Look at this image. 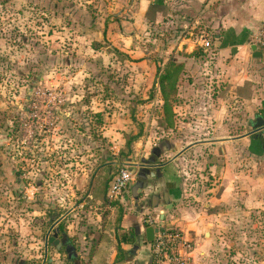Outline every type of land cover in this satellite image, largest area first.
Returning <instances> with one entry per match:
<instances>
[{
	"label": "rangeland",
	"instance_id": "374dc122",
	"mask_svg": "<svg viewBox=\"0 0 264 264\" xmlns=\"http://www.w3.org/2000/svg\"><path fill=\"white\" fill-rule=\"evenodd\" d=\"M113 2L0 0V264H46L48 245L56 248L45 245L48 227L78 201H66L67 183L74 188L76 177L68 178L65 171L91 169L94 158L108 152L112 143L102 135L108 123L115 121L116 141L123 144L115 142L118 160L131 153L125 144L134 136L149 146L165 138L192 141V131L182 125L192 118L175 113L173 125L166 126L154 96V65L172 59L174 51L166 45L175 38L171 33L166 43L150 32L134 37L131 53L111 47L103 32L117 8ZM146 56L151 64L140 61ZM55 112L69 120L68 134L61 138L60 113ZM92 112H100V118ZM241 160L245 168L249 163L247 169L259 167L264 177V158L255 160L258 165L247 156ZM196 163L188 157L182 163V189L190 192L209 179L204 163L198 170ZM262 194L261 206L244 214L229 205V214L220 216L225 211L214 206L219 221L209 249L212 262L264 264Z\"/></svg>",
	"mask_w": 264,
	"mask_h": 264
},
{
	"label": "crops",
	"instance_id": "0c3cea01",
	"mask_svg": "<svg viewBox=\"0 0 264 264\" xmlns=\"http://www.w3.org/2000/svg\"><path fill=\"white\" fill-rule=\"evenodd\" d=\"M114 2L117 8L103 32L111 47L131 53L134 37L150 32L163 36L166 43L171 42V33L175 38L166 50L171 47L172 60L181 63L183 69L173 111L192 118L182 123L192 131V141L182 143L181 138H165L149 146L148 142L136 139L130 145L131 153L118 160L116 144H123L116 141L119 131L115 121L102 128L103 137L112 143L108 152L100 154V159L94 158L91 169L76 173L70 166L65 171L68 178L76 177L74 188L67 183L70 198L66 201H78L70 202L48 227L57 232L62 245L59 249L48 245L44 253L46 264H151L150 245L144 233L146 216H158L164 226L182 231L192 244L188 264H215L209 256L219 221L214 206L220 205L225 211L232 205L244 214L262 203L264 177L255 165L247 169V163L245 168L241 158L247 156L257 165L255 160L264 158V129L247 133L256 116L264 118V54L257 42V34L264 28V0ZM123 14L128 19L126 24ZM259 50L261 55L257 56ZM170 58L161 66L154 65V96L161 105L156 75ZM150 60L146 56L140 61L151 64ZM160 106L158 114L162 118ZM56 113H60L62 126L56 131L61 138L68 134L65 124L69 120L64 119L62 112ZM92 113L101 116L100 112ZM37 142L43 143L40 139ZM58 142L67 147L66 141ZM187 157L192 158L193 164L198 162L197 170L204 163L203 171L209 178L191 192L182 189L180 178ZM143 162L149 164L142 167L147 172L145 186L137 190L136 181L141 179L138 164ZM123 165L134 169L135 176L127 191L108 203L106 194L111 179ZM228 214L225 211L219 215ZM225 227L229 229L230 223Z\"/></svg>",
	"mask_w": 264,
	"mask_h": 264
},
{
	"label": "built area",
	"instance_id": "2783aa9c",
	"mask_svg": "<svg viewBox=\"0 0 264 264\" xmlns=\"http://www.w3.org/2000/svg\"><path fill=\"white\" fill-rule=\"evenodd\" d=\"M257 42L264 54V28L257 34ZM135 176L134 169L129 165L119 167L113 175L108 191L107 202L118 200L128 189ZM146 226L156 228L154 240L149 242L151 264H188L192 244L185 239L182 231L166 227L158 216H146L143 220Z\"/></svg>",
	"mask_w": 264,
	"mask_h": 264
},
{
	"label": "trees",
	"instance_id": "16d2710c",
	"mask_svg": "<svg viewBox=\"0 0 264 264\" xmlns=\"http://www.w3.org/2000/svg\"><path fill=\"white\" fill-rule=\"evenodd\" d=\"M95 48H98V44H96ZM182 69L183 65L181 63H176L170 59L166 67L162 71L158 70L156 75L158 90L162 100V121L168 127H171L174 122L173 118L175 113L173 111V102H175L177 82ZM135 139H137V136L132 138V140ZM132 140L126 141V146L128 149H130ZM59 232H61V227Z\"/></svg>",
	"mask_w": 264,
	"mask_h": 264
},
{
	"label": "water",
	"instance_id": "95a60500",
	"mask_svg": "<svg viewBox=\"0 0 264 264\" xmlns=\"http://www.w3.org/2000/svg\"><path fill=\"white\" fill-rule=\"evenodd\" d=\"M255 47L252 46V49H254ZM257 56L261 55V52L259 50V52H257L256 54ZM252 130L249 133L252 132H257L260 130L264 129V118H262L261 116H256L255 119L252 122L251 125ZM149 166V164L147 162H143V163H139L138 167H140V172L138 173V176L141 177V179L136 181L135 184V189L139 190L141 188H143L145 186V174L147 173L145 168L142 167H147ZM143 178V179H142ZM50 231H52L51 235H48V233H50ZM156 232V228H154L153 226H147L144 230L145 233V240L147 242H152L154 240V233ZM47 243L53 244L56 248H60V246L62 245V242L60 241L59 238H57V232L53 229H49L47 234H46V239H45V245Z\"/></svg>",
	"mask_w": 264,
	"mask_h": 264
}]
</instances>
